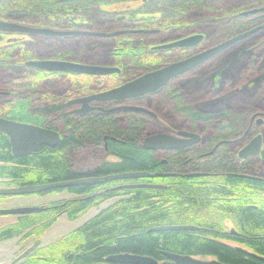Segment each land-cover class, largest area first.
I'll return each instance as SVG.
<instances>
[{
	"label": "trees",
	"instance_id": "obj_1",
	"mask_svg": "<svg viewBox=\"0 0 264 264\" xmlns=\"http://www.w3.org/2000/svg\"><path fill=\"white\" fill-rule=\"evenodd\" d=\"M133 1L143 2L142 7L147 14H160L158 18L142 20L139 27L151 25L165 31L183 27L192 13L211 10L224 13L223 20L207 24L213 29L210 47L264 24V13L239 16L242 11L263 7L264 0H250L248 4L234 6L230 10L225 9V0H0V19L63 30L78 27V20L89 22L84 27H117L125 24L123 18L117 16L115 19L111 13H103L102 6ZM135 35L114 38L118 65L124 67L123 78L134 79L157 66L180 59H173L170 52L159 50L130 53L133 47L122 42L133 41ZM262 35L264 30L231 45L221 54L220 62H233L232 68L227 70L231 79H224L218 90H212L213 84L209 78L204 83V89L208 86L205 92L210 97L205 99L203 106L192 107L180 101L181 93L178 91L182 90L177 82L192 74L208 72L211 67L209 61L139 99V103L145 105L151 98H167V105L186 120L185 129L201 135L203 132L200 128L206 132L194 147L160 153L142 145L145 137L161 132L151 133L155 130L152 117L129 111L76 114L64 102L70 96L96 91L92 89V84L97 76L48 73L26 67L23 63L36 58L35 50L26 41L12 40L0 46V59L15 57L22 63V66L5 69L10 76V84L31 91L38 90L46 80L58 77L67 79L68 84L63 96L49 91L28 93L0 106L8 119L54 129L62 136L56 147L42 146L32 155L16 157L9 138L0 132V180L14 186H31L129 172L175 173L167 177L113 180L101 185H79L38 194L61 191L71 194L97 193L103 190L102 187H112L120 182L166 185V188L117 189L96 199L66 200L46 205L48 209L41 212L15 215L16 222L0 227V242L14 238H41L61 216L66 215L70 221H75L106 200L121 198L73 231L78 241L73 248L74 258L69 259V255L64 257L66 264H100L107 256L119 253L150 256L162 261L165 260L163 251L214 256L226 264H264L258 257L224 243V240L238 243L245 246L242 248L247 251L264 257V160H241L235 152L239 144L228 143L240 137L248 128L251 115L259 112V108L252 106L243 112H234L230 109L229 101L239 95L251 98L260 92L264 94V44L258 51L243 52L248 43ZM57 49L62 52L57 51L56 58L82 63L75 55L80 51L65 52L62 46ZM191 53V49H186L184 58ZM253 55H256L254 60ZM249 80L255 82L250 90L246 87ZM240 87L244 89L237 93ZM260 111H264V108ZM214 148L212 156L202 159V154ZM109 157L117 160H110ZM189 158L191 161L183 164ZM163 159L168 163L162 164ZM194 172L209 175H186ZM209 210L219 211L224 218H229L230 226L235 227L239 234L233 235L232 227L224 231L221 223L210 220ZM162 225H194L197 228L150 231ZM42 250H46L47 255L53 247ZM38 254H33L23 264H45L46 261H41ZM55 259L53 257L49 262L54 263Z\"/></svg>",
	"mask_w": 264,
	"mask_h": 264
},
{
	"label": "rangeland",
	"instance_id": "obj_2",
	"mask_svg": "<svg viewBox=\"0 0 264 264\" xmlns=\"http://www.w3.org/2000/svg\"><path fill=\"white\" fill-rule=\"evenodd\" d=\"M250 0H225L226 2V10H230L234 6H240L248 4ZM260 1V0H257ZM143 2L140 1H133L121 4H113V5H103L101 9L104 12L111 13V16L115 19L118 17L123 18V22L120 26L114 27H101L98 26H87L84 25L89 24V22H85L82 20H78V27L63 30L57 29L62 31H70V30H80V31H90V32H113L118 30H132V29H146V30H157L156 32L152 33H135V38L132 40H124L122 42L124 45H131L133 48L130 53L138 54L140 53H149L153 52V47L161 44H166L190 35L194 34H203L205 35V40L201 43L203 47L210 48V38L213 32V29L208 26V23L211 22H219L220 19L223 20L222 17L224 13L217 10H211V12L205 11V13H192L188 17V23H182L183 27L181 28H173L168 31L162 30L161 28L154 27L151 25L148 26H140L142 20H150L155 19L160 16V14H147L143 10ZM109 18V17H108ZM27 25V24H26ZM32 26V25H30ZM39 27V26H34ZM225 28V27H224ZM222 28V29H224ZM56 29V28H54ZM112 29V30H110ZM264 30V29H262ZM247 32V31H245ZM243 32V33H245ZM260 32V31H259ZM256 32L255 34H257ZM241 34V33H240ZM130 35V34H125ZM122 36V35H119ZM115 37H99L93 35H64V36H44V35H28V34H20V33H4L0 31V46H4L9 44L12 40L18 41H26L30 47L35 50V59H57L55 56L58 54L57 49L58 46H62L65 50L63 51H80L75 53L77 55V59L81 60L82 63L86 64H94L100 66H116L124 69L123 66H119V62L117 60L118 53L115 52V45L116 40ZM249 38V37H247ZM247 38L241 40L244 41ZM132 41V42H130ZM240 41V42H241ZM264 44V35L257 37L253 42L248 43L244 47L245 53L251 51H258L259 48ZM201 45V46H202ZM199 45V47L201 48ZM198 48V47H197ZM253 48V49H252ZM142 49V50H141ZM188 48H178L170 49V50H159L162 52H170L173 59L180 58L181 60L184 59L185 50ZM226 50V49H225ZM225 50L221 51L220 53L216 54L214 57L209 59L208 61L211 64V67L208 72L205 73H198L192 74L190 76H186L180 79L177 82V86L182 91H178L180 94V101L188 104L192 107H201L203 106L205 99L209 98L210 94L206 93L207 87L204 89V83L211 78L212 81V90H218L221 86V82L224 79H231V74L228 73V69L232 68L233 62H220V58L223 55L222 53ZM62 52V51H60ZM70 53V52H69ZM222 54V55H221ZM243 53L239 54L240 56ZM239 56V57H240ZM172 59V60H173ZM256 59V55L252 56V60ZM180 60H173L164 65L171 64L173 62H177ZM206 61V62H208ZM205 63V62H204ZM22 63L17 60V58H7V59H0V81L9 80L10 76L7 75L5 69H7L8 65L12 66H20ZM203 64V63H202ZM157 66L155 68L162 67ZM153 68L152 70H154ZM209 72H211V76L208 77ZM247 76V74L245 75ZM245 79V77H243ZM243 79V80H244ZM67 80V79H65ZM62 77L53 78L50 80H46L43 82L42 87L38 90H27L21 88L20 90H15L14 88L11 89L10 86H3L0 84V99L1 91H12L14 92V96L19 95L20 91H24L25 93H42L49 91L54 93V95L63 96L66 94L68 89V84H66ZM124 80L123 73L121 74H112L107 76H97L93 79L92 89H95L94 92H100L104 89L114 87L116 84L122 82ZM255 85V82L247 81V89H252ZM176 89V88H175ZM244 87L238 88L237 93H240ZM178 89H176L177 91ZM91 94V93H88ZM260 94V95H259ZM258 95L253 97L248 96H236V98L230 99V109L234 112H243L247 109V107H256L260 109L264 108V94L260 92ZM76 97V96H74ZM212 97V96H211ZM73 98L70 96L64 99V102L67 99ZM167 98H158L156 100L150 99L146 101V109L151 111L154 116L153 118V126L155 130L152 132L158 131H177L180 129H185L186 120H184L181 116L177 115L174 112L172 106L167 105L166 102ZM261 119L260 117L256 118L254 121V125L256 124V120ZM260 131L264 132V128H259ZM200 131L203 132V135H206V132L200 128ZM110 160L116 161L117 159L114 157H109ZM9 187H16L11 185L10 182L5 180H0V188H9ZM104 187L101 188V190ZM76 197V195L69 193L68 191H61L57 193H49L45 195H28V196H6L5 198H0V208H14V207H21V206H33V205H50L54 203H61L67 199H72ZM117 198H111L99 206L92 208L87 214L81 217L78 220L70 221L66 215L61 216L53 226H51L41 238L31 237L28 239H21V238H14L10 240H5L0 242V264H23L29 260V257L33 254H38L40 251L43 254H38L39 259L41 261H46L45 264H66L64 257L70 254H74V246L76 245L78 239L73 236V231L83 225L85 222L93 218L100 210L110 206L111 204L115 203ZM208 216L209 219L215 221L217 223H221L223 225L224 231H229L231 221L229 218H224L223 215L216 210H209ZM17 217L15 215H1L0 216V227L6 226L8 224L16 222ZM228 245L231 246H240L238 243L232 241H225ZM47 247H53L52 251H48L49 254L46 255ZM55 257V262L50 263L49 259ZM200 259L205 260H213L217 259L214 256H196Z\"/></svg>",
	"mask_w": 264,
	"mask_h": 264
},
{
	"label": "water",
	"instance_id": "obj_3",
	"mask_svg": "<svg viewBox=\"0 0 264 264\" xmlns=\"http://www.w3.org/2000/svg\"><path fill=\"white\" fill-rule=\"evenodd\" d=\"M264 11V7L244 11L241 13L243 16L255 14L257 12ZM262 27H256L245 33H241L235 37H232L216 46L206 49L198 54L192 55L183 60L173 62L171 64L164 65L155 70L148 71L135 79L126 82L120 86L93 93L87 96L78 97L69 101V104L81 103L83 106L75 112H89L91 110H100L105 113L114 112L116 110H136L151 113L148 109L138 106H120L112 109H105L103 107H93L90 105L93 101L107 102V101H125L132 98L144 96L146 94L155 92L164 87L170 80L185 74L186 72L196 68L202 63L214 57L216 54L230 47L231 45L247 38L253 33L259 31ZM0 31L4 33H20L28 35H44V36H64V35H93L99 37H115L125 34L135 33H152L157 30L146 29H132V30H118L113 32H90V31H62L50 27H34L22 23L0 19ZM204 38L203 34L190 35L166 44L154 46L153 50H170L178 48H192L200 44ZM28 67H33L48 73H77L87 74L92 76H107L115 73H120L121 68L116 66H100L94 64H86L81 62L69 61V60H57V59H34L26 62ZM261 119H259V123ZM0 132L7 135L10 141L11 149L16 157L28 156L36 153L42 146L56 147L62 139L61 133L57 130L50 129L34 125L31 123L19 122L8 118L0 117ZM179 136H175L169 133L151 134L145 137L142 141L144 148L148 150H172L189 146L200 138L198 134L179 131ZM107 138V137H106ZM262 136L258 135L254 138L246 147L239 152V157L245 158L253 156L260 152ZM264 156V150L262 151ZM171 174L168 173H150V172H129L123 174H115L100 177H90L83 179H74L59 182H50L39 185L31 186H16L9 188H0V196H27L37 195L52 191L55 189H66L79 185H101L113 180H136L141 178H155V177H167ZM206 173H190L189 177L193 176H205ZM166 188L164 184L155 183H128L111 187L107 190L98 192L106 193L117 189L125 188ZM100 195V194H99ZM95 195L85 197L84 199H90ZM48 209L46 206L33 205V206H21L14 208H0L1 215H23L41 212ZM197 227L194 225H162L153 227L150 231H169V230H194ZM233 235L239 233L232 229ZM239 250L249 253L252 256L258 257L264 261L263 256H259L253 252H249L242 247H238ZM163 255L166 260L160 263L159 260L150 256H142L130 253L112 254L105 258V262L100 264H226L218 259L205 260L197 258L192 255L177 254L172 252L163 251ZM74 254H70L69 258H72ZM78 256V255H76Z\"/></svg>",
	"mask_w": 264,
	"mask_h": 264
},
{
	"label": "flooded vegetation",
	"instance_id": "obj_4",
	"mask_svg": "<svg viewBox=\"0 0 264 264\" xmlns=\"http://www.w3.org/2000/svg\"><path fill=\"white\" fill-rule=\"evenodd\" d=\"M264 7V6H263ZM257 8H261V7H257ZM254 9H256V8H254ZM250 10H252V9H250ZM245 11H249V10H245ZM242 12H244V11H242ZM241 12V13H242ZM241 13L239 14V16H243V15H241ZM259 13H264V11H262V12H257V13H255V14H250V15H256V14H259ZM247 16H249V15H247ZM256 27H262L259 31H261L262 29H264V24L263 25H258V26H256ZM256 27H254V28H256ZM254 28H252V29H254ZM252 29H250V30H252ZM249 31V30H248ZM259 31H257V32H259ZM256 33V32H255ZM255 33H253L252 35H254ZM239 35V34H238ZM252 35H250V36H252ZM237 36V35H236ZM250 36H248V37H250ZM235 37V36H234ZM205 40V35H204V38L202 39V41H201V43L203 42ZM198 44L197 46H195V47H192V48H188V49H191V51H192V53L189 55V56H187V57H185V58H188V57H190V56H192V55H195V54H198V53H200V52H202V51H204V50H206V49H209V47H206V48H204L203 46H201L202 44ZM199 45L201 46V48L199 47ZM198 47V48H197ZM211 48V47H210ZM227 49V48H226ZM253 49V48H252ZM254 51V50H253ZM184 58V59H185ZM179 60H181V59H179ZM208 61V60H207ZM26 67H28L27 65H26V63H23ZM20 66H22V64L20 65ZM6 67H14V66H12V65H8V66H6ZM198 67V66H197ZM196 67V68H197ZM196 68H193L192 70H190V71H193L194 69H196ZM155 69H157V68H155ZM154 69V70H155ZM152 71V70H151ZM190 71H188V72H186V73H189ZM122 73V69H121V72L120 73H118V74H121ZM146 73V72H145ZM185 73V74H186ZM115 74H117V73H115ZM135 79V78H134ZM131 80H133V79H125L124 78V80L122 81V82H120V83H118L116 86H114V87H117V86H120V85H122V84H124V83H126V82H129V81H131ZM173 80V79H172ZM171 80V81H172ZM170 81V82H171ZM169 82V83H170ZM168 83V84H169ZM0 84H2L3 86H10L11 87V89L12 88H14L15 90H20V88H18V87H16V86H14L13 84H10V82L8 81V80H4L3 82L2 81H0ZM167 84V85H168ZM166 85V86H167ZM114 87H110V88H107V89H104L103 91H105V90H108V89H111V88H114ZM165 87V86H164ZM164 87H162V88H164ZM161 88V89H162ZM160 90V89H159ZM158 91V90H157ZM101 92V91H100ZM156 92V91H155ZM93 93H97V92H92L91 94H93ZM152 93H154V92H152ZM149 94H151V93H149ZM149 94H146V95H144V96H140V97H136V98H132V99H129V100H125V101H107V102H98V101H93V102H91L90 103V105L91 106H93V107H103V108H105V109H112V108H116V107H120V106H138V107H144V108H146V106L144 105V104H141V103H139V99L140 98H142V97H145V96H147V95H149ZM1 99H0V106H2V105H5V104H8V103H10V102H12L15 98H17V97H21V96H25V95H28V92L27 93H25L24 91H20V94L19 95H15L14 96V92H12V91H1ZM87 95H90V94H85V95H82V96H76V97H73V98H70V99H67L66 101H65V103L68 105V106H70L72 109H73V112L74 113H76L75 111L76 110H78V109H80L83 105L81 104V103H74V104H69V101L70 100H72V99H75V98H78V97H83V96H87ZM93 111H99V112H102V111H100V110H91V111H89V112H93ZM116 111H129V112H137V113H142V114H146V115H148V116H150V117H153L154 116V114L151 112V113H147V112H142V111H136V110H116ZM89 112H85V113H89ZM115 112V111H114ZM82 112H78V113H76V114H81ZM111 113V112H110ZM0 117H3V118H7V116L0 110ZM258 117H260L261 118V122L259 123V119L258 120H256V124L254 125V121H255V119L256 118H258ZM264 128V111H259V112H256V113H254V114H252L251 115V117H250V123H249V126H248V128L245 130V132L240 136V137H238V138H236L235 140H232V141H228V143H230V144H239L238 145V147L236 148V150H235V152H236V155H237V157L239 158V159H241V160H247V159H250V158H258L260 161H263L264 160V156L262 155V151L264 150V132H262V131H260V129L259 128ZM179 131H185V132H190V133H194V134H198L199 136H200V138L198 139V140H196L195 142H193V143H191L189 146H186V147H183V148H179V149H172V150H152V151H155V152H158V153H160V152H172V151H176V150H182V149H187V148H191V147H194V146H196V145H198L200 142H201V140L203 139V136L201 135V134H199L198 132H194V131H190V130H188V129H180V130H177V131H166V132H164V131H161V132H158V133H169V134H172V135H175V136H178V137H181L182 138V136H179L178 135V132ZM158 133H154V134H158ZM258 135H261L262 136V139H261V149H260V152L259 153H257V154H255V155H253V156H250V157H245V158H241V157H239V152L244 148V147H246L254 138H256ZM107 137V136H106ZM105 137V141H106V144H107V138ZM112 139H114V138H112ZM219 144H221V143H219ZM218 144V145H219ZM216 148V147H215ZM215 148L213 149V150H211V151H209V152H207V153H205V154H202L201 155V157H202V159H204V160H206V157H210V156H212L213 155V153H214V150H215ZM191 161V159L189 158V159H187V160H185L184 161V163L183 164H187V163H189ZM168 163V161L167 160H162V164H167ZM160 173V172H159ZM194 173H205V172H194ZM168 174H171V175H169V176H172V175H175V173H168ZM207 175H209V173H206ZM187 175V174H186ZM235 175H239V176H242V177H250V176H248V175H243V174H235ZM182 176H183V174H182ZM122 184H128V183H125V182H120L119 184H117V185H122ZM158 184H161V183H158ZM117 185H115V186H117ZM112 187H114V186H112ZM109 188H111V187H106V188H104L102 191H104V190H107V189H109ZM98 192H100V191H97V193H90V194H74V195H76V197H74V198H72V199H67V200H74V199H80V200H83L85 197H88V196H92V195H95L94 197H92V198H90V199H96V198H98V197H101L103 194H105V193H98ZM100 194V195H99ZM28 196V195H27ZM121 198H117V200H120ZM109 200V199H108ZM66 201V200H65ZM107 201V200H106ZM231 225V224H230ZM232 227V228H231ZM229 228H231V230L232 229H235L236 230V228L235 227H233V226H229ZM225 241H228V240H224V243H225ZM227 244V243H226ZM237 247H240V246H237ZM76 258L78 257V256H75ZM108 257V256H107ZM165 257V256H164ZM69 258V257H68ZM72 258H74V256L72 257ZM72 258H69V259H72ZM165 260H166V257H165ZM165 260H162V261H159L160 263L162 262H164ZM102 262H105V259H104V261H102ZM101 262V263H102Z\"/></svg>",
	"mask_w": 264,
	"mask_h": 264
},
{
	"label": "bare ground",
	"instance_id": "obj_5",
	"mask_svg": "<svg viewBox=\"0 0 264 264\" xmlns=\"http://www.w3.org/2000/svg\"><path fill=\"white\" fill-rule=\"evenodd\" d=\"M170 81H171V80H170ZM170 81H169V82H170ZM169 82H168V83H169ZM168 83H167V84H168ZM167 84H166V85H167ZM166 85H165V86H166Z\"/></svg>",
	"mask_w": 264,
	"mask_h": 264
}]
</instances>
